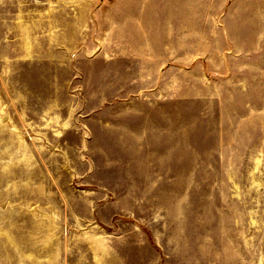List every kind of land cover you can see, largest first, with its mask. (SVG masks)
<instances>
[{
    "label": "rangeland",
    "instance_id": "rangeland-1",
    "mask_svg": "<svg viewBox=\"0 0 264 264\" xmlns=\"http://www.w3.org/2000/svg\"><path fill=\"white\" fill-rule=\"evenodd\" d=\"M107 26L220 72L149 115ZM0 264H264V0H0Z\"/></svg>",
    "mask_w": 264,
    "mask_h": 264
},
{
    "label": "crops",
    "instance_id": "crops-1",
    "mask_svg": "<svg viewBox=\"0 0 264 264\" xmlns=\"http://www.w3.org/2000/svg\"><path fill=\"white\" fill-rule=\"evenodd\" d=\"M109 23V20H108ZM201 27V26H200ZM195 31L188 35V41L183 43L181 41L177 45L169 44L164 47H153L154 40L151 33V47H109L111 42L108 38L105 40L102 37L109 36L113 31L120 29H114L113 26L100 29V54L108 57V52H142L143 58L137 57L138 61H141L139 66L145 65V68L141 71H133L132 77L143 75L144 82L147 81L148 93L147 100L149 106V115H151V102L156 99L166 101L168 99L167 89L176 84L177 77L189 76L190 78L197 79L203 78L205 72L212 74H219V60L221 58L219 47H204L203 46V30L195 28ZM134 32L139 34L138 28H135ZM120 54H117L118 57ZM233 58V57H232ZM224 67L227 68V64L231 61L230 57L223 58ZM207 69V70H206ZM134 83V79L132 81ZM157 84L158 87H154ZM134 95V94H133ZM117 98V96L115 97ZM139 97L133 96L132 99H138ZM151 136V129L149 131Z\"/></svg>",
    "mask_w": 264,
    "mask_h": 264
}]
</instances>
